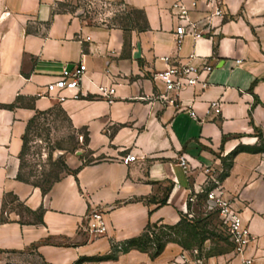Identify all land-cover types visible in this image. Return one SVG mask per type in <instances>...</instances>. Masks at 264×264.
Returning a JSON list of instances; mask_svg holds the SVG:
<instances>
[{"label": "crops", "instance_id": "1", "mask_svg": "<svg viewBox=\"0 0 264 264\" xmlns=\"http://www.w3.org/2000/svg\"><path fill=\"white\" fill-rule=\"evenodd\" d=\"M119 1L142 12L141 29L89 24L58 10L62 0H0V263L37 256L46 264H170L182 249L177 243L153 257L114 246L148 223L176 225L190 215L188 196L204 188V170L230 157L215 179L254 240L243 256L205 253L202 263L243 264L245 256L264 264V149L233 153L264 146V0H220L227 14L214 19L210 35H186L179 48L174 0ZM165 55L211 66L199 76L206 87L180 92L178 107L155 98L152 74L165 67ZM78 62L85 67L79 94L64 91L62 101L47 95L45 84ZM108 88L112 95H99ZM56 107L84 131L87 153L100 158L69 163L75 172L42 193L18 180L20 153L29 121ZM190 107L195 118L182 110ZM127 153L135 160L124 164ZM94 209L101 234L89 228Z\"/></svg>", "mask_w": 264, "mask_h": 264}, {"label": "rangeland", "instance_id": "2", "mask_svg": "<svg viewBox=\"0 0 264 264\" xmlns=\"http://www.w3.org/2000/svg\"><path fill=\"white\" fill-rule=\"evenodd\" d=\"M58 10L70 11L89 24H107L123 29L143 26L140 10L128 7L119 0H62ZM86 136L83 130L77 133L60 108H54L48 115H37L30 122L24 136V148L20 163L22 174L30 183L46 186L53 179L68 172H74L72 165L86 164L100 157L86 151ZM231 158L223 161L215 171L204 170L205 186L190 207V215L177 226L150 227V240L153 243H177L185 249L202 247V253L221 254L229 249V241L219 216L207 211L203 206V190L208 188L212 177H222ZM219 182L220 180L217 179ZM23 211V208L20 207ZM158 239V240H157ZM148 245L154 251V244ZM153 244V245H152ZM2 261L0 264H46L37 256H19L18 260Z\"/></svg>", "mask_w": 264, "mask_h": 264}, {"label": "built area", "instance_id": "3", "mask_svg": "<svg viewBox=\"0 0 264 264\" xmlns=\"http://www.w3.org/2000/svg\"><path fill=\"white\" fill-rule=\"evenodd\" d=\"M108 1V0H105ZM171 16L177 24L173 30V38L176 47H180L181 40L184 36L190 35L194 38L210 35L214 27V19L226 16V9L220 0H174L169 7ZM202 12L201 16H197ZM165 67L157 70L152 74L155 86L158 89L155 98L165 105L178 107L179 93L186 89H204L207 85L205 79H200V74L205 71L209 72L211 66L206 62L196 66L190 63V57L180 58L171 55L161 57ZM85 73V67L81 62L76 63L73 67L64 66L61 73L47 82L44 86L47 95L52 96L59 101L64 99V91H72L74 95L80 92L82 78ZM114 89H102L99 95L108 97L112 95ZM111 101V98L108 99ZM210 107L219 111L218 101H212ZM191 117L195 118L196 114L193 109H182ZM135 160L133 154L127 153L121 157L124 164ZM180 166L188 170V165L184 157H180ZM208 171V170H207ZM203 206L207 211L215 212L224 226L226 238L231 244L230 252L233 256H243L249 244L253 242L254 237L249 231L248 226L244 223L239 210L234 205V199L222 189L220 182L212 178L208 188L202 191ZM197 199L194 192L188 196V202L192 205ZM90 219L96 222L90 225L91 232L101 234L105 231V225L101 213L96 209L90 212ZM202 247L191 249L182 248L179 254L170 261V264H203ZM243 264H251V257H243Z\"/></svg>", "mask_w": 264, "mask_h": 264}, {"label": "trees", "instance_id": "4", "mask_svg": "<svg viewBox=\"0 0 264 264\" xmlns=\"http://www.w3.org/2000/svg\"><path fill=\"white\" fill-rule=\"evenodd\" d=\"M42 114V113H40ZM33 120V118L29 121L28 123V126L30 124V122ZM25 136V135H24ZM23 148H24V144H23V147H22V151L20 153V160H21V156L23 154ZM264 149V146H260V147H250V146H238L233 153L237 152V151H248V152H259L261 150ZM75 172V171H74ZM17 178L18 180L20 181H23V182H26V183H29V184H32L34 186H37L40 188V190L42 191V193H45L52 185L53 182H55L56 180H58L59 178H56V179H53L51 182H49L46 186H42V185H38V184H34V183H30L28 181L27 178H25L22 174V165L20 163V167H19V171H18V174H17ZM203 197H204V194H203ZM159 202V205H162V204H165L166 202V199H161ZM182 219H186V215L184 217L181 218L180 222L177 223L176 225H171V226H177L181 223ZM157 224L154 223V224H150L148 223L146 225V228L144 230V232H142V234L138 235V236H135V237H132V238H129L127 240H125L123 243H120V244H117L114 246V248L116 250H120V251H127L129 249H138V250H141V251H145V252H148L152 257L153 256H157L158 254H160V252L164 249L165 247V243H160V242H157V243H153L151 240H150V227H153V226H156ZM162 226H168V225H164V224H161ZM158 240V239H157ZM151 243L154 244V251L152 252L150 250V247H148V245H151ZM152 244V245H153ZM182 248H185L183 246H181ZM231 249V244L229 243V249L228 251H230ZM227 252V251H226ZM224 253V252H222ZM78 262H76V264H78Z\"/></svg>", "mask_w": 264, "mask_h": 264}, {"label": "water", "instance_id": "5", "mask_svg": "<svg viewBox=\"0 0 264 264\" xmlns=\"http://www.w3.org/2000/svg\"><path fill=\"white\" fill-rule=\"evenodd\" d=\"M133 57L135 59L140 57V43L139 42L136 43V49H135V51L133 53Z\"/></svg>", "mask_w": 264, "mask_h": 264}]
</instances>
